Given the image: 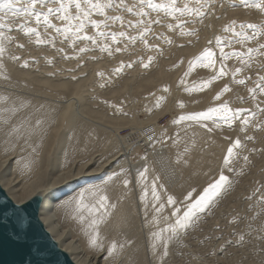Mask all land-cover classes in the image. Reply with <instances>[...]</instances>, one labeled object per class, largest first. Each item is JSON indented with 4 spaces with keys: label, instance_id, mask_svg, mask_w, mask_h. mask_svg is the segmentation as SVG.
I'll return each mask as SVG.
<instances>
[{
    "label": "rangeland",
    "instance_id": "rangeland-1",
    "mask_svg": "<svg viewBox=\"0 0 264 264\" xmlns=\"http://www.w3.org/2000/svg\"><path fill=\"white\" fill-rule=\"evenodd\" d=\"M112 2L113 7L106 9L105 15L122 17V24L106 20L105 16L98 13H93L90 19L101 23L99 31L109 34L125 32L127 37L117 36L118 42H113L110 35L99 37L97 29L86 24L80 35L96 37L95 44L77 39L71 32L65 35L63 29L68 23L61 21L56 14L49 19L61 29L60 32L55 28H48L43 20L37 24L34 16H12L11 13L0 11V17L5 18L2 22L7 25L0 29L7 37L3 40L4 68L7 73L28 74L35 81H50V85L63 84V103L55 102L65 106V179L70 181L63 185H68V193L72 194L77 189L79 191L92 186L95 179L121 174L119 177L123 180L125 175L122 170L127 171L130 183L125 185L122 181L119 182L114 200H124L126 215L132 224V232L128 234L130 254H145L148 264H154L156 260L157 264H264V112L260 111L264 109V93L257 87L264 84L261 81V77H264V48L260 47L264 45V34L240 43L243 37L225 31L226 26L235 21L233 26L236 32H245L252 36L251 29H241L240 25L251 23L264 26V13L243 5L241 0H176V7L183 8L187 5L189 8H199L205 15L202 18L195 13H176L173 16L165 11H154L145 5L143 10L148 15L137 16L135 13L140 10L139 0H124V6L120 0ZM153 2L167 5L170 0ZM26 4L27 0H22L16 7H25ZM125 6L133 8V11L128 12ZM49 7L57 8L59 4L49 0L46 6L38 4L36 11L47 12ZM241 8L250 11L247 16L235 13ZM71 14H76L74 6ZM76 23L78 22H73V25ZM105 24L107 27H104ZM21 25L25 28H36L41 34L40 39L45 42L36 43L37 37L34 34L26 35ZM169 25L172 27L169 28ZM145 28L149 31L143 38H138L135 42L128 38L140 37ZM105 44L109 46L111 54L102 50ZM81 48L88 50L80 52ZM116 48L121 51H115ZM221 48L224 53L229 54L228 59L222 55ZM249 48L256 51L248 53ZM207 49L214 53L215 67L197 65L200 69L208 70L203 77L194 68L190 71L188 64L202 56ZM233 52L242 55L233 56ZM228 61L235 66L227 71ZM129 64L131 67L127 66ZM221 67L226 73L223 76H219ZM236 69L240 71L237 72ZM185 73L189 74L185 76ZM209 80H225V84L205 98V103H208L205 108L185 107L191 88ZM239 80H244L245 83L241 84ZM167 83H171L173 91L169 90ZM225 87L230 90L223 92L220 99L216 100V95ZM251 89H256V92L252 93ZM225 103L235 114L230 123H225L219 115L207 120H184L179 124L188 128L179 131L176 123L164 133V137L161 135L159 144L151 148L150 153L144 154L146 149L133 151L136 147L124 150L125 145L120 137L131 134V128L141 131L142 137L148 136L154 124L166 126L173 119L177 122L180 116L196 114L199 111L208 112L210 108L221 107ZM245 119L249 121L247 126L243 123ZM130 123L137 124L130 127ZM215 125L219 132L211 129ZM106 126H116L115 130L119 135H116L117 151L123 150L122 152L107 149V146L102 148L98 138L88 146L85 145V140L74 141L76 138H84V130L104 129ZM210 130L214 133L211 134ZM178 133L181 138L187 137L189 141L182 149L195 152L197 158L193 163L196 164L195 167L188 165L189 170L186 173L172 161L167 150L171 137ZM210 135L217 145H205L209 142ZM237 139L241 146L233 149L232 164L226 166L224 161L227 150ZM197 153L202 157L199 158ZM245 156L249 158L247 161L244 160ZM122 158L126 163L120 162ZM75 161L81 164L91 161L86 173L76 163L73 164ZM151 162L159 170L164 190L167 192L159 201L160 207H163L156 213L151 208L150 191L145 189L143 193L134 178L137 171L135 167L140 171L139 167L150 165ZM194 169L196 172L192 173ZM221 172L231 181L223 193L205 212L198 213L190 227L179 229L175 234L168 230L169 224L175 220V208H180L181 213L185 210L187 194L192 192L193 198L197 197ZM191 175H194L196 182L187 185ZM16 177L21 183L24 180V176ZM54 178L56 177L48 178L44 184H50ZM37 179L34 178L29 183ZM63 185H56L52 190ZM170 194L177 196L175 205L167 203ZM14 195L18 199H24L22 203L29 199L23 191H19V187L15 189ZM67 197L69 196L65 195ZM143 197L149 203V216L155 218V224L150 229L157 227L156 231H160L167 240L170 239L163 245L158 259L149 248L146 227L135 230L134 222L137 217L141 224L145 222L143 218H146V211L141 210ZM125 256L124 253L117 264Z\"/></svg>",
    "mask_w": 264,
    "mask_h": 264
},
{
    "label": "bare ground",
    "instance_id": "bare-ground-1",
    "mask_svg": "<svg viewBox=\"0 0 264 264\" xmlns=\"http://www.w3.org/2000/svg\"><path fill=\"white\" fill-rule=\"evenodd\" d=\"M249 12L247 8L235 11V13L242 16H247ZM4 60L5 54L3 53L0 56V184H2L3 189L18 205L26 203L34 196L41 198L40 220L46 230L50 234L52 233V238L57 242L61 250L66 252L71 259L73 258L72 261L75 264H117L124 253L126 256L120 264H148L145 254H130L128 234L132 232L130 228L132 224L126 215L127 209L123 204L124 200H114L118 193L119 182H123L125 179L129 180L130 175H128L127 171L122 170L125 175L123 180L119 177L121 174L110 175L113 177L112 180L108 179L109 176L98 180L95 179L92 186L79 191L77 189L75 193L71 192L72 194L68 193L69 186L65 185V182L70 181L65 179V131L67 130L65 129V106L60 104L63 103L65 94L63 84L50 85L52 84L50 81H35L34 78L23 73H19L21 75H9L4 68ZM194 61L195 59L191 62ZM190 63L188 64L189 68ZM234 66L233 63L228 61L227 71L232 67L234 68ZM194 69L203 77L207 75L208 70L205 68L200 69L195 66ZM224 84L225 80H213L208 87L202 90H200V85L195 84L191 88L190 97L184 106L187 108H205V104H208L205 103V98L222 88ZM166 86L170 91H173L171 83H167ZM57 101L60 102V105L55 104ZM171 121L166 126L154 124L151 134L143 137L140 134L141 131L131 128V134L120 137V140L125 145L124 150H131V148L136 147L133 151L146 149L144 154L148 153L151 148L159 144L161 135L163 134L164 137V133L176 125L177 122L174 119ZM135 124L137 123H130L129 125L132 127ZM185 128L188 127L178 123L177 130L182 131ZM115 129L116 126H106L104 129H87L83 132V139L76 138L74 141L85 140V145L88 146L91 141L98 138L99 141L101 140L100 146L102 148L107 146V149L120 153L123 150L117 151L118 137L116 138V135H119ZM211 129L219 132L216 125L211 127ZM180 133L173 138L171 137V142L167 144V150L172 157V161L186 173L189 170L188 165L195 167L196 164L193 163L197 158L194 155L195 152L182 149V146L184 144L187 145L189 141L187 137L181 138ZM210 133L213 134L214 132L210 130ZM141 138H143L142 143ZM150 138L151 141L149 140ZM208 141L205 145L209 147L217 145L212 135L208 136ZM134 143L136 144L132 145ZM197 154L199 158L202 157L201 154ZM124 159L122 158L120 162L126 163ZM62 161L64 162L62 163ZM90 162L81 164L75 161L73 164L76 163L77 167H80L83 173H86L85 171L89 169ZM57 168L59 171H57ZM139 168L141 170L147 168L148 171L145 174V178H141L138 175L139 169L137 167L134 168L137 170L134 174L136 184L138 188L141 187L143 193H145V189L150 191V198H152L150 202L151 208L155 209H152V211L155 213L159 212L161 209L159 201L167 194L164 190L159 170L154 167L152 162L150 165H144ZM77 171L79 172L78 168ZM195 172L196 170L194 169L192 173ZM16 176H19V178L24 176L22 183L17 181L18 178ZM50 177L56 178L50 184H44ZM147 177L148 182L146 183ZM34 178L38 179L29 183ZM153 181L155 182V192L159 195V200H156L153 195ZM195 182L194 175H191L186 184L192 185ZM63 183L65 184L63 185ZM60 184L63 186L52 190L54 186ZM12 185L13 188H11ZM18 187L19 191L25 193L26 198L29 197L23 203L24 199H18L14 195L15 189ZM65 195L69 197L65 198ZM81 195H83V203L87 207L81 208ZM101 196L107 197V200L104 201V207L100 208L98 212H90L93 206L99 207ZM170 196L177 200L176 195L170 194ZM148 205L149 203L143 197L141 199V210L142 212L146 211L144 216L146 218H143L145 222L141 224L137 217L134 225H136L135 230L146 227L149 248L152 254L157 255L158 259L160 258V250L165 242L170 239L167 240L162 233H159L160 231H156L157 227L150 229L155 224V218L149 216L150 213L147 212L149 210ZM93 219L101 222L92 227L90 224ZM94 237L97 240L95 246L92 244ZM113 244L116 245L115 251H112ZM78 256H81V258ZM157 263L158 260L154 261V264Z\"/></svg>",
    "mask_w": 264,
    "mask_h": 264
},
{
    "label": "snow or ice",
    "instance_id": "snow-or-ice-1",
    "mask_svg": "<svg viewBox=\"0 0 264 264\" xmlns=\"http://www.w3.org/2000/svg\"><path fill=\"white\" fill-rule=\"evenodd\" d=\"M22 0H0V11H4L6 13H11L12 16H17L20 14H23L25 16H34L35 21L37 24L41 23V20H43L44 24L48 28H55L57 32H60L61 29L57 28L55 24L51 22L49 19L50 16L53 14H56L58 18L61 21H66L68 23V26L63 29V33L67 35V33L71 32L74 36H76L77 39H84L91 41L93 44L96 43V37L89 36V35H83L81 36L80 33H82L86 27V24H91L97 29V35L99 37H107L108 35L111 36V39L113 42H118L117 41V36L119 37H127V33L125 32H120V33H106L104 31H99L101 28V23L91 20L90 17L92 16L93 13H98L99 15L105 16L106 20H113V21H118L121 24L123 23V18L120 16H115V17H107L105 15V10L110 9L113 7V2L112 0H108V2H102V0H52L53 3H58L59 7L57 8H47V12H37L36 11V6L38 4L40 5H47L49 0H27V4L25 7L18 8L16 7V4L21 3ZM121 5L124 6V0H120ZM199 2V0H198ZM241 3L245 6L249 7H254L258 9L261 13H264V0H241ZM140 4V10L136 11L137 16H147L148 13L143 10V7L146 5L148 8L154 10V11H165L169 15H175L176 13H180L183 15L184 13H188L189 15H192L195 13L197 16H200L201 18L205 15L203 11H201L199 8H189L187 5H185L183 8L176 7V0H170L169 4H157L154 3L153 0H139ZM75 8L76 14L72 15L71 14V9ZM205 5H202V7ZM126 7V10L128 12H132L133 8L131 7ZM4 17H0V29L5 28L7 25L3 23ZM73 22H78L75 25H73ZM156 22V21H153ZM139 23H144V21H139ZM235 21L232 22V25L226 26L225 31H231L233 32L236 36L238 37H243V40L239 41L240 43H243L244 40L248 39H255L257 36L264 34V26H258L256 24H241L240 28H248L251 29L253 32L252 36H248L247 33L245 32H236L234 26ZM104 27H107V24L104 25ZM172 26L169 25V28ZM21 28L24 29L25 34H34L37 39L36 43L42 44L45 41L40 39V32L34 28V27H27L25 28L24 25H21ZM149 31L148 28H145L143 32H141L140 37H128L132 42H135L136 39L138 38H143V36ZM188 34H193V33H188ZM7 37L5 36V33L3 31H0V56L3 55L5 48L3 46V40L6 39ZM169 43L171 41H168ZM219 43V40L217 41ZM147 43V41H145ZM23 45H21L22 47ZM261 48H264V45L260 46ZM87 48H81L79 49L80 52L87 51ZM103 51H108L109 54H111V50L109 49V46L105 44L102 48ZM115 51L119 52L121 51L120 48H116ZM253 51H256L255 49H248V53H252ZM221 53L224 55L225 59L229 58L228 53L223 52V48H221ZM233 56H241L242 54L239 52H233L231 53ZM14 59H19V57H13ZM151 59V58H150ZM197 65H202L203 67H215V60H214V53L212 52L211 49H207L203 52L202 56L198 57L194 62L190 63V71L192 68H194ZM25 67L27 66V63L24 65ZM128 67H131V64L127 65ZM145 67H148L147 64L144 65ZM122 69H117V71H120ZM237 72L240 71V69H236ZM189 73H185V76H187ZM225 69L223 67L220 68L219 71V76L225 75ZM102 75V74H101ZM219 77H213V79H217ZM261 81H264V77H261ZM183 82V81H182ZM239 83L243 84L245 83L244 80H239ZM211 84V80L204 82L203 84L200 85V90L203 88L208 87V85ZM260 90V92L264 93V84H260L257 86ZM230 89L225 87L221 93H218L215 97L216 100H219L223 92H227ZM252 93L256 92V89H251L250 90ZM255 99V96H253ZM181 107L183 105L181 104ZM259 108V105H257ZM240 110H237L239 112ZM260 111L264 112V109H260ZM219 115L220 119H222L225 123H230L234 119V113L232 109L228 107V105L225 103L221 107H213L208 110V112H202V113H196L192 115H187V116H180L179 120L177 123L182 122L184 120H207V119H212L213 116ZM253 116L255 113L252 114ZM244 125L247 126L249 121L245 119L243 121ZM206 126V125H205ZM249 139H252V137H249ZM241 146V142L239 139H237L232 147L228 148L227 150V157L225 158V165L230 166L232 164V158L234 156V151L233 149L239 148ZM249 158L247 156L244 157V160L247 161ZM147 168H144L143 170L139 171L138 175L141 178H145V174L147 172ZM109 180H112L113 177L109 176ZM125 185H128L130 181L128 179H125L123 181ZM231 183L229 177L225 175L223 172H221L218 176L217 179H215L213 182H210L207 187H205L197 197L193 198L192 192H189L187 196L185 197V201L187 203L185 204V210L181 213L180 208H175L173 215L175 216L174 222L169 224V229L172 233H177L179 229H187L190 227L193 223V220L197 218L198 213H203L205 212L211 204L223 193L224 189L226 186H228ZM155 182L153 181V195L155 196L156 200H159V195L155 192ZM194 191V190H193ZM107 200L106 196H101L100 197V204L99 207L93 206L90 209V212H98L100 208L104 207V201ZM167 203L171 205H175L177 201L169 196L167 198ZM80 206L81 208L87 207L83 203V195L80 197ZM163 207V206H161ZM159 210V209H158ZM179 213V215H177ZM100 220L93 219L91 221L90 226L94 227L97 225ZM158 235V234H157ZM98 236V233H97ZM243 239V237H241ZM92 244L95 246L97 244L96 237L92 239ZM116 245H112V251H115Z\"/></svg>",
    "mask_w": 264,
    "mask_h": 264
},
{
    "label": "water",
    "instance_id": "water-1",
    "mask_svg": "<svg viewBox=\"0 0 264 264\" xmlns=\"http://www.w3.org/2000/svg\"><path fill=\"white\" fill-rule=\"evenodd\" d=\"M41 198L16 204L0 184V264H75L40 220Z\"/></svg>",
    "mask_w": 264,
    "mask_h": 264
}]
</instances>
